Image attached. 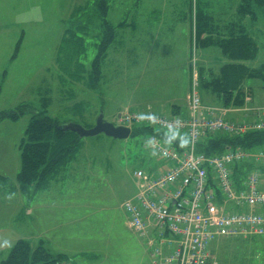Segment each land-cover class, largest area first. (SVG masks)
I'll return each instance as SVG.
<instances>
[{
    "label": "rangeland",
    "instance_id": "374dc122",
    "mask_svg": "<svg viewBox=\"0 0 264 264\" xmlns=\"http://www.w3.org/2000/svg\"><path fill=\"white\" fill-rule=\"evenodd\" d=\"M87 1L0 0V111L27 107L17 123L0 125V176L7 179L0 180V263L19 240H26L33 248L43 243L53 255L61 248L73 255L89 251L88 258L75 256L76 264H152L147 242L129 229L123 209L137 193L134 173L164 168L163 160L149 149V136L82 139L81 152L67 176L38 194L16 190L19 145L32 114L43 111L47 88L49 115L63 124L73 121L90 129L100 114L115 124L126 109L157 113L159 105L173 96L182 109H188L194 71L198 80L200 67L217 72L228 62L218 48H196V11L227 24L237 16V0H110L108 21L118 33L104 63V78L94 91L88 73L97 52V29L85 36V57L77 50V58L68 64L66 54L59 51L73 11ZM246 26L259 54L245 64L259 68L264 65V16L259 13L258 20H247ZM20 41V52L12 60ZM81 74L83 79H77ZM247 84L253 95L246 98L245 106L225 109L241 114L236 119L240 121L246 119L243 112L252 97L264 103V83L249 80ZM196 91L204 107L222 109L216 95L199 84ZM229 114L226 119L235 120ZM62 196L72 199L66 202ZM64 236L73 246L56 244ZM211 247L220 264H264V236L220 237Z\"/></svg>",
    "mask_w": 264,
    "mask_h": 264
},
{
    "label": "trees",
    "instance_id": "16d2710c",
    "mask_svg": "<svg viewBox=\"0 0 264 264\" xmlns=\"http://www.w3.org/2000/svg\"><path fill=\"white\" fill-rule=\"evenodd\" d=\"M237 1L238 4L234 8L237 16L234 21L228 22L227 24L216 23L210 13H197L196 11L194 41L196 48H218L228 60L217 72H213L212 69L205 71L200 67L197 83L206 91L216 95L221 101V107L228 110L243 108L246 104V98L253 95L252 87H248L247 84L249 80H261L264 83V65L259 68H251L245 64L254 61L259 54L258 43L250 35L246 21L256 22L259 13L264 16V0ZM109 11L110 0H88L83 6L76 8L67 23L64 37L59 47L60 54H63L64 57L66 54L68 64L77 58V50L81 52L82 57H85L87 50L85 36H89L91 31L97 29L98 41L94 44L97 52L92 60L88 73L89 84L94 91L98 90L100 82L104 78V63L110 48L116 41L118 33V28L108 21ZM97 24L99 25L97 26ZM21 45V41L17 43L12 60L18 56ZM77 66L82 69L83 62L81 60L77 61ZM81 75H78L77 79H83V75ZM45 91V96L42 98L44 104L43 111L32 114L26 129L25 138L22 139L19 145L21 152V170L17 175L18 187L16 190L19 189L22 193L31 192L38 194L48 188L52 181H58L64 175L67 176L70 166L77 159L83 146L82 139L77 134L63 131V126L66 124L49 115L46 106L51 103L50 90L47 88ZM25 108L27 107L21 106L16 110L0 111V125L7 121L17 123L25 115ZM174 116L186 117L183 114H174ZM70 123L74 122L71 121ZM135 135L154 136L160 140L162 139L169 146L177 148L179 151H185L188 145L186 143L182 146L181 143L182 141H187L184 132L179 137L170 136L156 128L140 125L133 127L132 136ZM172 137L175 138L173 139ZM236 149H242L247 153L264 154V130L251 131L242 135H209L199 144L197 152L210 157L215 155L219 156L229 150ZM258 168L264 177V166H258L254 162L236 164L233 167V176L236 181L235 190H240L243 187L242 182H245L247 175ZM148 173L152 172L149 171ZM209 179L210 185L207 193L216 197L215 204L220 207L223 205V198L219 194L218 187L215 185L214 174L212 172L209 174ZM0 180L7 181L2 176H0ZM225 210H235L236 212L257 216L264 215L263 208L250 207L248 205L240 207L234 201H229ZM165 234H168L166 235L167 238L170 237L168 230H165ZM153 235L154 233L150 235V238ZM263 236L264 234H252L248 238L252 239ZM139 237L147 242L150 255L151 247L149 245V238H144L141 235ZM210 255L211 260L213 259L216 264H220L215 258V251L211 246ZM85 256L88 257L87 254ZM71 258L64 254H51L44 247L43 243L37 248H33L30 242L19 240L12 247L7 258L0 264H66Z\"/></svg>",
    "mask_w": 264,
    "mask_h": 264
},
{
    "label": "built area",
    "instance_id": "2783aa9c",
    "mask_svg": "<svg viewBox=\"0 0 264 264\" xmlns=\"http://www.w3.org/2000/svg\"><path fill=\"white\" fill-rule=\"evenodd\" d=\"M194 78L186 117L126 109L116 119L117 125L122 127L145 125L170 136L184 132L187 137L185 151L169 146L162 139L149 137V149L163 160L165 169L154 173L136 171L138 193L123 205L128 227L149 238L153 264H216L210 257V246L216 238L264 234V215L225 210L229 201L240 207L264 209L261 170L258 168L248 174L243 187L237 191L233 176L236 164L254 162L263 167L264 154L236 149L209 157L197 152L199 144L209 135H242L264 130V107L253 109L254 116L250 120L229 121L227 110L202 105L196 91V74ZM210 172L223 198L220 207L215 204L216 197L207 193ZM165 230L169 231V238ZM152 233L154 237L150 238Z\"/></svg>",
    "mask_w": 264,
    "mask_h": 264
},
{
    "label": "crops",
    "instance_id": "0c3cea01",
    "mask_svg": "<svg viewBox=\"0 0 264 264\" xmlns=\"http://www.w3.org/2000/svg\"><path fill=\"white\" fill-rule=\"evenodd\" d=\"M191 76V75H190ZM192 83V82H191ZM190 94L191 93H189L188 95H187V97H186V101H187V106H188V102H189V96H190ZM264 98V97H263ZM179 102V99L177 98V97H175V96H173V98L168 102V103H166L165 105H162V104H160L159 106L161 107V110L160 111H156L157 113H160V112H163V113H160V114H165V115H168V116H174V114H178V115H181V114H184V113H186L187 111H188V109H187V107H186V109L184 110V109H182V107L180 106V104L178 103ZM251 104V105H250ZM151 107V105H148V107ZM260 106H264V103H262V101H259V102H256L255 101V98L254 97H252V100H251V102L249 103V104H247V109H244V112L243 113H245V117H252V114L251 113H249L248 111L250 110V109H253L254 107H260ZM216 107H220V106H216ZM162 110H164V111H162ZM168 110V111H167ZM241 113V112H240ZM231 114H233L234 115V119L236 120L237 118H240L242 115L241 114H239V113H231ZM230 115V114H229ZM230 120V119H229ZM164 169H165V166H164V168H162V169H159V168H156V169H154V171H151V172H162V171H164ZM62 197H64V200H66V202H68L70 199H72V198H70V197H66V196H62ZM61 197V198H62ZM56 242V244H60V245H65V246H73L72 244H71V242H70V240L67 238V237H62V239L60 240V241H55ZM70 243V244H69ZM68 248H61V253H58V254H64V255H67V256H69V257H72L71 258V260L68 262V263H66V264H76V257L75 256H77L78 254H80V255H82V258H84L85 257V254H89V251H83V252H79V253H76L75 255H73V253H68L67 250ZM93 255H95V254H93ZM92 257H94V256H92ZM85 258H88V257H85ZM93 259V258H92ZM153 264V263H152Z\"/></svg>",
    "mask_w": 264,
    "mask_h": 264
},
{
    "label": "water",
    "instance_id": "95a60500",
    "mask_svg": "<svg viewBox=\"0 0 264 264\" xmlns=\"http://www.w3.org/2000/svg\"><path fill=\"white\" fill-rule=\"evenodd\" d=\"M63 131L73 132L80 139L95 138L105 135L114 140H127L132 136V129L118 127L115 124L107 122L103 114H100L94 127L87 129L77 123H69L63 126Z\"/></svg>",
    "mask_w": 264,
    "mask_h": 264
},
{
    "label": "clouds",
    "instance_id": "9594fccd",
    "mask_svg": "<svg viewBox=\"0 0 264 264\" xmlns=\"http://www.w3.org/2000/svg\"><path fill=\"white\" fill-rule=\"evenodd\" d=\"M141 118H143V114H141ZM172 138L174 139L175 137H172ZM181 143H182V146H184L187 143V141H182Z\"/></svg>",
    "mask_w": 264,
    "mask_h": 264
}]
</instances>
